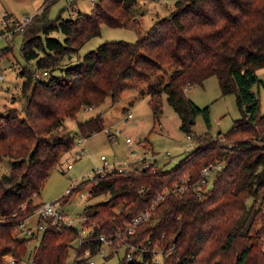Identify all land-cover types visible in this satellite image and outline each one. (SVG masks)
I'll return each instance as SVG.
<instances>
[{
	"label": "trees",
	"instance_id": "obj_1",
	"mask_svg": "<svg viewBox=\"0 0 264 264\" xmlns=\"http://www.w3.org/2000/svg\"><path fill=\"white\" fill-rule=\"evenodd\" d=\"M51 1L45 0L32 20L14 32L23 34L22 53L35 58V64L21 69V107L10 105L0 112V159L10 157L9 172L0 176V264H7L6 253L28 264L68 263L77 226L48 219L39 243L30 250L29 239L15 229L41 205L34 195L74 144L65 117L100 104L108 95L114 102L125 88L147 83L154 117L166 92L181 128L190 135L196 114L209 123V105L196 104L186 87L210 75H216L223 94L234 93L239 116L225 133L197 135L198 146L171 169L150 165L97 177L89 198L103 193L110 197L85 205L84 223L93 225V234L84 237L75 255L87 249L94 254L99 234L114 236L164 188L186 177L195 181L205 165L222 161L201 195L192 189L170 194L140 225L138 239L173 242L172 253L149 263L125 256L118 264H264V208L255 206L256 200L264 201V111L253 89L254 84L264 88V76L256 73L264 66V0H175L169 13L137 39L104 41L66 65L60 64L61 58L99 34L102 22L136 26L130 15L136 0H95L91 13L78 10L63 17L59 12L55 18L48 15ZM53 30H62L64 39L48 35ZM168 64V79L149 81ZM78 128L87 136L103 130L104 119L96 113L79 120ZM69 196L59 200L68 201Z\"/></svg>",
	"mask_w": 264,
	"mask_h": 264
},
{
	"label": "rangeland",
	"instance_id": "obj_2",
	"mask_svg": "<svg viewBox=\"0 0 264 264\" xmlns=\"http://www.w3.org/2000/svg\"><path fill=\"white\" fill-rule=\"evenodd\" d=\"M45 0H0V19L3 13L7 15L22 17L33 15ZM175 0H136L130 15L138 22L136 26H112L106 22L101 23L99 34L87 38L76 50L66 53L60 64L66 65L77 61L89 49L97 47L107 40H135L140 33H143L154 23L156 19L169 13L173 8ZM95 0H52L48 4V15L55 18L59 12L63 17L74 16L78 10L91 13L94 9ZM9 11H11L9 13ZM1 28V21H0ZM48 35L58 36L64 39L62 30L50 31ZM42 38L45 34L42 33ZM23 34L18 32L10 36H0V66L4 70V80L0 83V109H3L4 102L9 99L14 105H22L20 87L23 76L21 69L24 66L35 64V58L28 59L22 53L21 42ZM172 65L168 64L160 68L149 81L158 78L168 79ZM60 72V69L55 70ZM258 76H264V66L256 69ZM147 83L141 87L125 88L116 101L110 96L98 105L89 109L81 108L75 116L65 117L64 125L75 138L74 144L61 158L60 163L54 166L40 192L34 195V201L39 203L57 201V208L72 218L73 223L78 226L82 222L84 207L86 204H93L110 197V193H103L89 198L88 184H83L80 191L87 197L81 198L78 193H72L68 201L61 202L59 199L65 196L66 191L72 186L73 181L81 183L88 178L96 169L102 168L104 156L108 165H122L127 169L140 168L143 166V159L156 161L159 166L171 169L185 157L186 154L198 146L197 135L209 133L216 136L219 132L225 133L235 118L240 114L235 102L234 93H222L216 75H210L200 83H193L186 87V95L199 106L209 105V123L199 113L195 115L194 123L191 125L190 135L181 128V118L173 105L168 101L166 92L162 93V109L158 117H154L149 104V95L145 90ZM253 89L259 97V108L264 111V88L261 84L253 85ZM18 100L15 102V100ZM11 105V104H10ZM9 105V106H10ZM2 111V110H1ZM5 111V109L3 110ZM101 113L104 119V129L91 133L87 136L80 133L78 128L79 120ZM130 113V115H128ZM107 130L113 132L114 138L109 136ZM78 138H83L81 144L76 143ZM130 138L131 142L126 139ZM224 142V140H221ZM79 158L74 157L76 149H82ZM169 153V155H167ZM10 157L4 156L0 159V176L8 173L10 169ZM68 163H72L70 169H66ZM119 163V164H118ZM108 171V170H107ZM84 177V178H83ZM251 198L247 199L249 204ZM256 200L255 206L264 208V201ZM38 214L30 215L31 227L37 226ZM26 225V223H25ZM85 227L93 228V225L85 224ZM118 231V230H117ZM27 237V234H23ZM22 235V236H23ZM108 237H111L107 235ZM264 247V233H263ZM115 244L122 242V238L114 239ZM37 244L33 239L28 244L29 250ZM75 242L69 250L68 263L71 264L76 257ZM159 250L161 248L158 247ZM121 249L116 255L110 253L103 261L100 256H94L101 264H118L120 257L124 255ZM113 252V251H112ZM80 253L79 256L84 255ZM21 264H28L24 259Z\"/></svg>",
	"mask_w": 264,
	"mask_h": 264
},
{
	"label": "built area",
	"instance_id": "obj_3",
	"mask_svg": "<svg viewBox=\"0 0 264 264\" xmlns=\"http://www.w3.org/2000/svg\"><path fill=\"white\" fill-rule=\"evenodd\" d=\"M32 17L33 15L29 14L22 17L11 16L7 15L4 12L0 19V36H10L13 35L16 30H22L32 20ZM43 73L46 74L47 71L44 70ZM4 77V70L0 66V83L4 80ZM84 108L89 109L91 107L84 106ZM128 115H130V113H128ZM107 132L108 134H110L109 136L114 138L115 134L113 132H110L109 130H107ZM188 137L191 138V135H188ZM126 141L130 143L131 139L127 138ZM82 142L83 138H78L76 141V143L78 144H81ZM82 151L83 148L76 149L74 152V157L79 158ZM167 155H169V153H167ZM101 159L104 160L105 165L102 168L96 169L92 175H90L88 178H85V180H83L81 183H79L78 181H73L72 186L67 189L65 195H71L75 192L78 193L79 197L85 198L87 196L80 191L83 184H88L91 187L92 183L96 180L97 177L104 176L108 171L114 169L118 171H128L134 169H127L119 163V165H108L104 156H101ZM150 165L158 166V163L156 161H148L146 159H143L144 167ZM71 167L72 163H68L66 169H70ZM222 167V161L211 162L202 168L201 176L197 180L190 182V180L186 177L180 182L175 183L173 187L164 188L161 192L157 193L154 196L151 204L145 210L141 211L139 214L134 216L130 222L124 224L123 227L118 229L114 236L108 237L104 234H99L96 239L100 241V246L94 254H92L90 249H87L85 250L84 255L76 257L77 261H73L71 264H76L80 261L83 262L82 264H101L95 260L94 256H100V258L104 261L110 253H113L114 256L121 249L125 250L123 257L126 256V258L129 260H138L146 263L162 261L164 257L173 252L175 244L171 242L168 245H163L160 242L154 241L151 236H145L141 239H138L137 234L140 225L150 218L155 206L159 202L165 200L170 194H176L179 191L192 189L196 191L198 195H201V193L203 191H206V189L212 184L215 175L222 169ZM35 212L38 214L37 226L35 227V230L33 227L27 225V218H25L15 227L16 231H18L19 234H27V238L29 239L28 244L33 239H37V244L39 243L48 219H52L54 223H63L67 226H76L73 223L72 218L66 216L63 211L57 208V201L44 202L36 208ZM85 219L86 217L85 215H83L82 221H84ZM77 227L79 233L75 241L76 247L85 240L84 237H88L93 234V228H90L91 226H89V228L85 227L84 223L82 224V222ZM116 237L117 239L122 238V242L115 244L114 239ZM158 247L161 248V250H159ZM4 257L7 264H21L24 261V259L15 257L12 253H6ZM123 257H120V259Z\"/></svg>",
	"mask_w": 264,
	"mask_h": 264
},
{
	"label": "crops",
	"instance_id": "obj_4",
	"mask_svg": "<svg viewBox=\"0 0 264 264\" xmlns=\"http://www.w3.org/2000/svg\"><path fill=\"white\" fill-rule=\"evenodd\" d=\"M5 12H6V11H5ZM10 12H11V11H9V13H10ZM6 13H7V12H6ZM17 101H18V100L16 99L15 102H17ZM10 104H11V105H14V103H13L12 101H10V99H9L8 102L5 101V102H4V106L2 107L3 109H0V112H1V110L3 111L4 109H6V107L9 106ZM14 106H17V105H14ZM17 107H20V106H17ZM68 152H69V150H68ZM66 154H67V151L63 153V155H62L61 158H63V156L66 155ZM29 219H30V216L27 218V223H30V222H29ZM29 226H30V224H29Z\"/></svg>",
	"mask_w": 264,
	"mask_h": 264
},
{
	"label": "water",
	"instance_id": "obj_5",
	"mask_svg": "<svg viewBox=\"0 0 264 264\" xmlns=\"http://www.w3.org/2000/svg\"><path fill=\"white\" fill-rule=\"evenodd\" d=\"M33 153V150L30 152V155Z\"/></svg>",
	"mask_w": 264,
	"mask_h": 264
}]
</instances>
